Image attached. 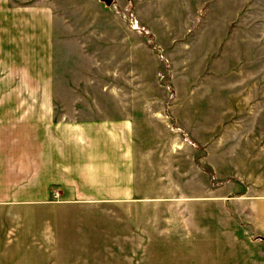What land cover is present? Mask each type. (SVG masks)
Returning <instances> with one entry per match:
<instances>
[{"label":"rangeland","instance_id":"1","mask_svg":"<svg viewBox=\"0 0 264 264\" xmlns=\"http://www.w3.org/2000/svg\"><path fill=\"white\" fill-rule=\"evenodd\" d=\"M0 104L58 146L51 199L125 202L93 264H264V0H0Z\"/></svg>","mask_w":264,"mask_h":264},{"label":"crops","instance_id":"2","mask_svg":"<svg viewBox=\"0 0 264 264\" xmlns=\"http://www.w3.org/2000/svg\"><path fill=\"white\" fill-rule=\"evenodd\" d=\"M55 15L60 17L58 11L48 7L34 18L43 17L54 29ZM26 114L27 109L21 106L0 104V264H93V216L86 210L94 202L102 206L111 203L118 208L124 207L125 202L51 199V185L60 176L59 148L44 139L29 140ZM240 128L234 124L232 137ZM231 141L233 145L235 141ZM104 165L109 167L114 162L108 160ZM213 167L216 169L215 164ZM66 168L69 171L70 167ZM259 178L260 175L252 184L261 183ZM249 193L239 192L237 198H251ZM252 196L258 207H264L263 191ZM69 208L85 211L64 212ZM99 236H103L102 229ZM89 244L91 250L87 249ZM99 255L102 253L96 256Z\"/></svg>","mask_w":264,"mask_h":264},{"label":"water","instance_id":"3","mask_svg":"<svg viewBox=\"0 0 264 264\" xmlns=\"http://www.w3.org/2000/svg\"><path fill=\"white\" fill-rule=\"evenodd\" d=\"M104 2H106L107 4H112L114 2V0H102Z\"/></svg>","mask_w":264,"mask_h":264},{"label":"built area","instance_id":"4","mask_svg":"<svg viewBox=\"0 0 264 264\" xmlns=\"http://www.w3.org/2000/svg\"><path fill=\"white\" fill-rule=\"evenodd\" d=\"M54 196H55V197L58 196V193H55Z\"/></svg>","mask_w":264,"mask_h":264}]
</instances>
